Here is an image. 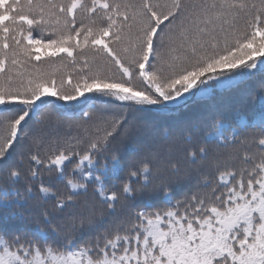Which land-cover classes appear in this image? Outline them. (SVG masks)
<instances>
[{"label": "snow or ice", "instance_id": "1", "mask_svg": "<svg viewBox=\"0 0 264 264\" xmlns=\"http://www.w3.org/2000/svg\"><path fill=\"white\" fill-rule=\"evenodd\" d=\"M0 264H264V0H0Z\"/></svg>", "mask_w": 264, "mask_h": 264}, {"label": "trees", "instance_id": "2", "mask_svg": "<svg viewBox=\"0 0 264 264\" xmlns=\"http://www.w3.org/2000/svg\"><path fill=\"white\" fill-rule=\"evenodd\" d=\"M225 102H231L233 104V111L228 114L230 117L235 116L237 111H247V109L241 108L235 97H226Z\"/></svg>", "mask_w": 264, "mask_h": 264}]
</instances>
